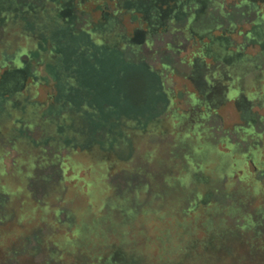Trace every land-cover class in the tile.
<instances>
[{"label":"trees","instance_id":"1","mask_svg":"<svg viewBox=\"0 0 264 264\" xmlns=\"http://www.w3.org/2000/svg\"><path fill=\"white\" fill-rule=\"evenodd\" d=\"M226 1L0 0V195L6 196L0 205L9 207L13 200L23 198L18 222L32 221L36 214L45 221L51 211L46 198L58 200L65 181L82 183L87 204L65 211L63 224L72 228V237L57 245L64 250L78 244L102 245L109 240L108 228L118 242L131 243L128 252L110 244V253L91 264H243L263 258L264 244L259 243L264 239V206L253 215L245 206L251 197L264 195V182L259 179L264 177V0H231L233 10L250 17L249 29L231 20L220 23V17L227 16ZM89 2L103 13L96 21L82 17L88 14ZM128 14H139L131 18L137 23L131 36L117 27ZM5 29L11 33L19 29L23 39L10 36L5 40ZM168 31L198 45L193 60H187V78L194 90L188 92L190 108L170 114L166 113L174 97L164 89L161 72H154L137 56L141 46L148 48L156 36ZM66 44L90 58L115 52L124 62L153 72L159 97L151 114L146 119L130 116L126 124L120 118L108 120L110 106L92 107L78 94L80 84L72 85L76 62L71 55L65 59ZM168 47L178 51L171 44ZM126 48L133 56H126ZM249 48L254 52H247ZM161 68L169 70L165 64ZM41 86L51 88L44 100L38 98ZM231 92L235 94L230 97ZM228 102H233L240 122L217 136L209 121ZM85 122L95 127L89 134L77 128ZM148 130L173 138L166 145L174 154L164 164L171 171L163 175L162 188H153L146 201L147 186L114 194L105 179L113 166L132 155L137 136ZM12 151L16 156L9 173L2 160ZM154 154L155 150L147 152L146 158ZM50 166L57 181L34 177L35 171ZM82 171H88L87 178L79 177ZM31 179L49 182L40 200L27 192ZM223 179L227 180L224 197L230 200L226 205L211 199L215 185ZM234 182L239 186L231 192L228 189ZM104 208L106 213L101 215ZM54 212L56 217L61 211ZM226 216L234 219L232 226L226 224ZM153 221L161 225L155 240L143 231L133 233L141 243L127 239L133 228ZM57 222L56 218L48 223ZM227 235L236 237L233 254L231 246L222 243ZM155 246L159 247L153 255Z\"/></svg>","mask_w":264,"mask_h":264},{"label":"rangeland","instance_id":"2","mask_svg":"<svg viewBox=\"0 0 264 264\" xmlns=\"http://www.w3.org/2000/svg\"><path fill=\"white\" fill-rule=\"evenodd\" d=\"M7 5L8 2H3ZM231 0H227L224 5V11L227 16L220 17V23L225 25L229 20L235 22L237 25L242 26L243 29H249L247 19L240 15V12L233 10L230 7ZM93 2H89L85 11L88 14L82 15L83 18L90 16L93 21H96L101 16V11H95ZM91 14V15H90ZM139 15V14H138ZM137 14H128V16L121 17L118 23V30L124 32L126 35H132L133 30L137 27V23L131 20L133 17H137ZM84 24V23H83ZM20 29V25L18 24ZM12 32L11 29L4 30V39L10 40V36L13 38H19L20 30ZM236 41H241V36H234ZM66 42V41H65ZM168 44L172 47H176L178 51H173ZM69 44H66L64 49L65 59L71 55L75 63L74 77L71 80L73 87L80 84L79 95L84 96L88 102H91L92 107H99L100 109L105 106H110L111 112L107 114L108 120L119 119L126 121L128 117L137 118L140 115L142 118L151 114V108L158 102V91L155 85V78L146 69H143L141 64L134 63L129 64L124 62L123 58H118V54L115 52H100L93 58L86 57L80 53V48L73 50V46L69 48ZM197 44L194 41H185L180 33L165 32L159 37H155L152 44L147 48L145 45L139 48L140 52L137 56L143 59L144 63L151 67L154 72H161L162 83L164 89L170 90L171 96L174 97L173 103H171V109L166 114H170L176 110L178 112H184L189 109L187 102L188 92H194L191 83L189 82L187 75L189 68L187 66V60L191 61L195 57L194 53L197 49ZM130 49H125L126 56H133L129 54ZM85 54V51H82ZM247 52H254V49L249 48ZM192 54V55H191ZM165 64L169 66V70H164L161 65ZM73 67V64L72 66ZM40 94L38 98L44 100L47 95L51 93V88L48 86H41ZM235 92H231L230 97ZM82 111H87L86 107H80ZM208 110H211L208 108ZM258 114L262 115L263 110L254 109ZM159 115V114H158ZM83 117L82 115H79ZM87 118V117H83ZM80 118V121L83 119ZM240 119L238 112L233 102H228L223 106L218 107L216 115H214L209 124L214 126V133L220 136L225 131H230L232 127L239 124ZM124 123H128L127 121ZM83 125V124H82ZM78 125V129L84 133H90L95 128L92 123L85 122L83 127ZM138 127V126H137ZM142 128V124L139 128ZM144 132L142 135H138L136 139V146L132 155L128 157L125 162L120 165L112 167L109 176L105 179V182L114 188V194L121 195L125 190H132L139 186H147V191L143 195V199L146 201L153 193V188H162L163 175L170 172L164 164L169 161L173 154L172 149L166 147L171 143L173 138L170 135H164L160 132ZM234 137V136H232ZM1 146V143H0ZM7 150V148H4ZM155 150L154 158H146V153ZM16 156L15 152H11L5 156L2 160V164L5 170L11 173L12 159ZM54 166L45 167L41 170L35 171L34 177H50L51 182L57 181V176L54 174ZM70 174V171L66 173V176ZM88 176V171H82L79 177ZM264 182V177L259 178ZM227 180H220L215 188L217 191L212 192L211 199L215 202L226 205L230 202L225 198V185ZM49 182H43L40 180L31 179L26 186L27 192L32 193V199H42L48 188ZM78 184V185H77ZM76 185L80 187L79 193L75 192ZM82 186V187H81ZM239 186L238 182H234L228 189L231 192H235ZM86 187L82 183L76 182V180H69L63 183L62 190L59 193V199L54 197L46 198L45 202L49 203L50 213L47 215L45 221L39 219V215L36 214L32 221L18 222L17 214L21 205L20 202L23 198L13 200L9 207H3L0 205V264H91L96 263V259L99 257H105L110 252V244L116 246L123 252H128L131 249V243L118 242L112 233L110 228L105 229V234L108 242L105 244H99L95 246L87 245L81 247L78 245L72 250H64L60 248L57 243L63 240L65 237L71 239V229L64 226L66 221L65 211L71 208H79L87 204ZM2 196L0 195V202ZM71 199L69 202H62V199ZM31 200V199H29ZM41 206L43 204L39 203ZM264 206V195L260 197H251L245 206V211L252 215L255 211ZM60 209L61 212L55 217V209ZM264 211V207H263ZM106 213V208L100 211L101 215ZM4 215H6L5 219ZM58 219L55 224L48 223ZM115 219H118L115 217ZM226 224L232 226L234 219L230 216L225 217ZM262 231H264V220L262 221ZM161 225L158 221H153L152 224H147L133 228L128 234L127 239L139 240L135 238L134 232H146L147 235L155 240L159 234ZM75 234L73 233V236ZM247 234H244L242 238L247 240ZM236 237H227L222 241L223 246H231L229 251L235 253ZM138 239V240H137ZM141 240V239H140ZM141 243L142 241H138ZM138 243V244H139ZM234 243V244H231ZM264 244L259 243V245ZM159 246H155L153 255L156 253ZM51 255H54L51 257ZM94 257L95 259H92ZM264 257L257 259V261H245L243 264H264ZM230 261H220L218 264H229ZM243 262V261H240ZM230 264H237L236 261H231Z\"/></svg>","mask_w":264,"mask_h":264},{"label":"flooded vegetation","instance_id":"3","mask_svg":"<svg viewBox=\"0 0 264 264\" xmlns=\"http://www.w3.org/2000/svg\"><path fill=\"white\" fill-rule=\"evenodd\" d=\"M103 14V13H102Z\"/></svg>","mask_w":264,"mask_h":264}]
</instances>
